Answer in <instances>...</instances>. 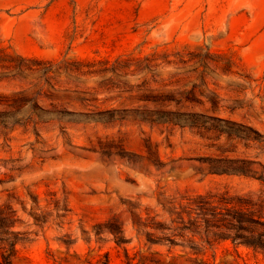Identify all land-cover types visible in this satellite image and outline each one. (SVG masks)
I'll list each match as a JSON object with an SVG mask.
<instances>
[{
	"label": "rangeland",
	"instance_id": "rangeland-1",
	"mask_svg": "<svg viewBox=\"0 0 264 264\" xmlns=\"http://www.w3.org/2000/svg\"><path fill=\"white\" fill-rule=\"evenodd\" d=\"M245 227L264 233V0H0L12 264H264Z\"/></svg>",
	"mask_w": 264,
	"mask_h": 264
},
{
	"label": "trees",
	"instance_id": "trees-1",
	"mask_svg": "<svg viewBox=\"0 0 264 264\" xmlns=\"http://www.w3.org/2000/svg\"><path fill=\"white\" fill-rule=\"evenodd\" d=\"M236 219L239 222H252V218H246L244 216H238ZM247 233H236L234 236H231V239L235 245H244L246 247H251L254 249H259L264 253V233L261 231H255L254 229H250V227L246 228ZM14 249L13 242L9 243V247L7 249L0 250V264H12ZM105 260L103 264H106Z\"/></svg>",
	"mask_w": 264,
	"mask_h": 264
}]
</instances>
